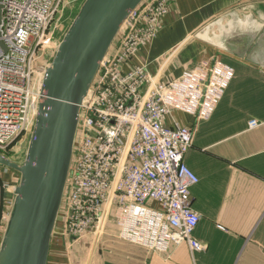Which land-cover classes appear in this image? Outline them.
I'll return each instance as SVG.
<instances>
[{
    "label": "built area",
    "instance_id": "1",
    "mask_svg": "<svg viewBox=\"0 0 264 264\" xmlns=\"http://www.w3.org/2000/svg\"><path fill=\"white\" fill-rule=\"evenodd\" d=\"M66 1H2L0 153L9 158L34 125L50 65L40 50L49 43L50 27ZM174 1L144 0L129 15L82 104L59 214L68 252L115 229L119 239L158 253L186 243L191 264H203L195 257L205 245L195 236L200 214L191 197L199 178L184 160L194 129L169 119L174 111L210 119L235 70L217 59L159 79L146 65L134 64L164 27ZM260 125L264 121L249 122L251 128ZM5 185L0 182V233L13 205L3 200ZM151 202L161 208L150 207Z\"/></svg>",
    "mask_w": 264,
    "mask_h": 264
},
{
    "label": "crops",
    "instance_id": "2",
    "mask_svg": "<svg viewBox=\"0 0 264 264\" xmlns=\"http://www.w3.org/2000/svg\"><path fill=\"white\" fill-rule=\"evenodd\" d=\"M217 59L232 65L235 75L211 118L174 111L169 119L194 129L184 160L199 178L191 197L200 214L195 236L205 248L195 257L203 264H264V125L249 126L252 119L264 121V0H175L134 64L171 79ZM56 231L48 264L192 261L186 243L158 253L119 239L115 229L65 256Z\"/></svg>",
    "mask_w": 264,
    "mask_h": 264
},
{
    "label": "water",
    "instance_id": "3",
    "mask_svg": "<svg viewBox=\"0 0 264 264\" xmlns=\"http://www.w3.org/2000/svg\"><path fill=\"white\" fill-rule=\"evenodd\" d=\"M143 1L85 0L59 43L43 79L24 162L0 153V166L21 175L0 248V264H48L82 104L123 24Z\"/></svg>",
    "mask_w": 264,
    "mask_h": 264
},
{
    "label": "rangeland",
    "instance_id": "4",
    "mask_svg": "<svg viewBox=\"0 0 264 264\" xmlns=\"http://www.w3.org/2000/svg\"><path fill=\"white\" fill-rule=\"evenodd\" d=\"M84 2H85V0H67L65 2L63 8L60 10L59 14L57 15V17L55 18L54 22L52 23V25L50 27V32H49V40L50 41H49V43L45 44V46L42 47L40 50V58L41 59L51 63V61H52V59H53V57L57 51L59 43L61 42V40L65 36L66 32L70 28L71 24L73 23L74 19L76 18L77 14L79 13L80 8ZM33 124H35V120H34ZM33 127H34V125L30 124L27 132L25 131L27 134L25 133L23 135L24 139L19 144H17L15 146L14 151L11 153V159H13L14 161H16L18 163H23L25 158H26L29 143H30L32 133H33ZM1 168L3 171L2 172L3 179L6 181V185L4 187H2V190H1L3 200L10 199L14 202L15 196H16L15 188L20 182L21 175L13 169L6 168V167H0V169ZM149 206L153 207V208H157V209L161 208V205L158 202H151L149 204ZM9 214H10V212H9ZM59 218L60 219H58L56 238L61 243V241L63 239L62 238L63 227H62V223H61V221H62L61 217H59ZM7 221H8V219H7ZM7 221L4 224L2 232L0 233V248H1L3 238H4ZM91 243H92V241H91ZM62 247H63L62 253L65 256H67L66 254H68L71 257V256H74L73 255L74 253H76L75 252L76 248L74 250L72 248L71 251L68 252L67 249L65 248V245H62Z\"/></svg>",
    "mask_w": 264,
    "mask_h": 264
},
{
    "label": "trees",
    "instance_id": "5",
    "mask_svg": "<svg viewBox=\"0 0 264 264\" xmlns=\"http://www.w3.org/2000/svg\"><path fill=\"white\" fill-rule=\"evenodd\" d=\"M0 167H2V166H0ZM4 179H3V176L1 177V169H0V182L1 181H3Z\"/></svg>",
    "mask_w": 264,
    "mask_h": 264
}]
</instances>
